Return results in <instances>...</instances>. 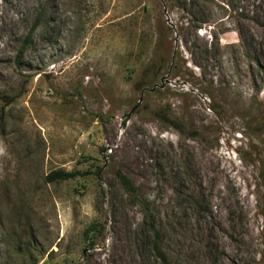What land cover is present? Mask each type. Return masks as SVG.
<instances>
[{
	"label": "rangeland",
	"instance_id": "1",
	"mask_svg": "<svg viewBox=\"0 0 264 264\" xmlns=\"http://www.w3.org/2000/svg\"><path fill=\"white\" fill-rule=\"evenodd\" d=\"M119 172L169 264H264V0H0V264H161Z\"/></svg>",
	"mask_w": 264,
	"mask_h": 264
},
{
	"label": "trees",
	"instance_id": "2",
	"mask_svg": "<svg viewBox=\"0 0 264 264\" xmlns=\"http://www.w3.org/2000/svg\"><path fill=\"white\" fill-rule=\"evenodd\" d=\"M99 172H100V169H97L96 175H98ZM88 174L89 173L66 172L63 170H58V171L51 172L46 177V181L48 183L69 181L77 177L86 176ZM117 177H118L119 182L121 183V185L124 187L125 191L127 192L128 196L132 199H135L138 202V204L142 207L144 220L147 223L149 227V232L151 234V240H152L151 249H152V252L155 258L161 264H169L168 256L163 249L162 235L158 229L157 219L152 213L149 203L147 201L140 200L136 196L137 190L134 186V183L126 175H124L122 172H119L117 174Z\"/></svg>",
	"mask_w": 264,
	"mask_h": 264
}]
</instances>
